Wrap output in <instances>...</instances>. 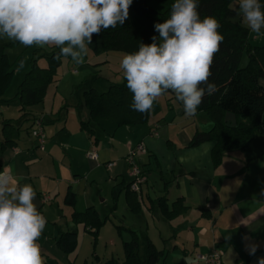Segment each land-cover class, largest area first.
I'll use <instances>...</instances> for the list:
<instances>
[{
    "label": "rangeland",
    "instance_id": "1",
    "mask_svg": "<svg viewBox=\"0 0 264 264\" xmlns=\"http://www.w3.org/2000/svg\"><path fill=\"white\" fill-rule=\"evenodd\" d=\"M237 5L238 0H233L230 3V8L236 12L234 20H239L246 27L242 21V16L238 15L239 9ZM130 20H132V14L129 10V16L125 21ZM156 37L159 38V36ZM248 41L251 45L264 46V36H258L252 33L250 29ZM150 43H152V38ZM55 48L49 45L44 47L35 45L25 47L19 42H11L0 38V55H4L13 71L11 85L1 97L4 102L0 103V125L4 121H11L15 128L18 126L16 121L22 118L19 110L20 106L16 99L19 86L31 69L33 62L40 68L47 66L44 56ZM124 54L126 53L108 52L95 55L89 50L83 64H76L71 57H62L56 68L53 80L47 87L43 102L31 107V111L42 118L43 124H45L44 117L50 119L52 116L56 118L64 116L75 121L74 117L77 115L87 116L88 111L80 91L81 83L86 81L88 85H92L97 91L102 92L108 88L110 83L122 84L126 82L120 68V61ZM247 62L248 56L244 51L239 67L244 68ZM73 71H76V75ZM261 84L264 86V81H261ZM209 122L211 121L205 112H196L191 117L186 116L182 102L178 101L175 98V94L169 91L159 97L154 103L152 109L149 110V119L145 124L135 126L131 130L121 127L113 132L112 139L110 137L112 128L107 123H103L102 128L95 127V133L90 137H88L86 131L80 130L82 136L70 135L72 139L70 143L78 146L77 149H80L83 143L88 146L85 151L81 150L78 152H72L66 147L68 137L66 131L61 134L60 130H48L49 137L47 138L45 133L46 143L43 152L38 149H35V151L30 149L29 155L21 153L25 157H18L14 160L16 156L11 152L10 148L0 151V171L7 170L13 173L21 185L24 184L23 181L26 179H31L29 184L35 185L36 188L34 189L48 196L43 201L44 204L42 206L38 201L35 203L34 200V203L47 221L38 243L41 246V251L53 263L94 264V257H97L99 260L98 264H103L109 260H115L117 264H122L124 261L122 243L128 234H131V231L128 230L133 228L132 230H135L138 236L141 237V231L138 230L139 221L135 215L128 214L123 209L126 195L123 192L124 189H122L121 179L118 177L115 180L114 171L111 169L108 170L104 166L96 168L95 164L87 158L89 149L95 146L94 148L97 151H101L102 149L111 150L113 147L114 152L124 157V161L119 160L126 165L123 176L125 182H127L131 173L127 156L131 149H134L138 144H142L146 148L147 144L145 141H155L153 149L159 151L161 156L164 157L159 160L167 163L170 158V146L166 141L163 144L157 143L158 141L161 139L170 140L171 137L177 135L179 128L195 125L207 128L205 126ZM28 123V121L22 122L23 127L16 138L18 144L22 143L19 144V148L24 151H27L31 145L35 144L31 135L29 134V136L24 131ZM148 123H151L152 126H157V138L149 135ZM71 124L68 127V132L70 133H72L69 131ZM72 126L76 127L75 124ZM71 129L73 128L71 127ZM94 139H97L96 145L91 143ZM26 145H28L27 149ZM143 156V154L137 156V164L140 157ZM29 160H33V164L31 163L30 166L24 164ZM150 161H153V159H150ZM145 162H147V159ZM68 165H71L73 169L78 167L81 178L79 184L74 187L78 194L74 209L65 206L62 202L64 196V194L62 195L63 178ZM156 172L157 170L152 167L149 173L156 174ZM143 187L145 189L147 186L142 185ZM89 206H92L90 208L95 209L99 213L101 220L105 221L96 237L84 232V225L75 222L72 217L73 212H84ZM127 228L130 229L127 230ZM68 231L76 232L77 249L74 253L65 255L56 246L55 239L60 232ZM126 240V242H129L131 238ZM138 253L139 256H144L146 254L145 248L140 245Z\"/></svg>",
    "mask_w": 264,
    "mask_h": 264
},
{
    "label": "clouds",
    "instance_id": "2",
    "mask_svg": "<svg viewBox=\"0 0 264 264\" xmlns=\"http://www.w3.org/2000/svg\"><path fill=\"white\" fill-rule=\"evenodd\" d=\"M133 0H0V38L25 47L59 48L56 58L71 57L83 64L88 45L102 30L122 25ZM238 15L252 33L264 36V10L260 0H238ZM198 0H175L170 17L155 23L159 38L141 43L138 51L120 61L131 108L152 109L159 97L171 91L182 102L186 116H194L205 96L217 91L210 82L211 67L224 36L214 16L201 19ZM31 184L0 171V264H44L38 243L46 217L34 203ZM258 245L246 244L249 255ZM264 264V257L258 259Z\"/></svg>",
    "mask_w": 264,
    "mask_h": 264
},
{
    "label": "crops",
    "instance_id": "3",
    "mask_svg": "<svg viewBox=\"0 0 264 264\" xmlns=\"http://www.w3.org/2000/svg\"><path fill=\"white\" fill-rule=\"evenodd\" d=\"M73 73L76 75V71ZM88 88L95 89L86 81L82 82L81 94L83 95ZM1 102H4L2 98H0ZM21 116L22 118L16 121L17 128L21 131L22 122L28 121L24 131L29 135L32 120L39 115L28 108L21 112ZM74 120L64 116L58 118L52 116L50 119L44 117V131L47 138L48 130H60L61 134L66 131L68 134L66 147L72 152L85 151L88 146L83 143L81 148L77 149L78 146L70 143L72 140L70 135L82 136L79 123L87 121L88 115H77ZM223 120L229 127L235 125V118L231 114H225ZM70 124L73 129L70 127L69 131L72 133L68 132ZM211 126L212 122L206 124L207 128L196 125L179 128L177 135L170 140L158 141L157 143L161 144L166 141L170 146V158L167 163L159 160L164 157L159 151L153 149L155 141H145L147 144L144 148L145 153L138 163L144 182L140 185L139 191L133 192L138 201V213L132 212L127 202V193L132 191L128 188L130 177L128 176V181L125 182L123 176L126 169L125 163L122 162L124 157L114 152L112 145V151L107 149L97 151L95 146L89 149L97 154V161H92L96 168L104 166L108 170L111 169L114 171L115 180L118 177L121 179L122 189L126 195L123 209L138 219L141 237L132 230L133 228L131 230L127 228V230L136 235L139 248L141 245L147 251V244L151 243L158 251L164 253V257L158 264H203L197 256L207 255L212 250L220 252L222 264H258V259L264 257V136H255L243 150L224 152L219 165L214 166L211 159L213 142L187 148L196 131H207ZM127 129L131 130V128ZM148 129L149 135L157 138V126L148 123ZM115 131L112 130L111 139ZM17 137L14 138L13 148H10L16 156L14 160L25 157L21 153L29 155L30 149L33 151L36 149L35 144L31 145L27 151L19 148V144L22 143L18 144ZM91 143L97 144L94 140ZM27 148L28 145H26ZM146 159L147 162H145ZM32 162L34 161L29 160L24 164L30 166ZM150 167L157 170L156 174L149 173ZM78 169V167L73 169L71 165L67 166L62 187V195L65 196L69 188L76 195V202L78 194L74 187L81 180ZM30 181L31 179L28 178L23 183L29 184ZM142 185L147 187L144 189ZM32 186L36 188L35 185ZM35 191V203L38 201L42 206L48 196L36 189ZM160 198L166 199L169 209L174 202L180 200L185 209L184 212L171 221L165 220L155 202ZM90 207L92 206L87 208ZM128 238H131V234H128L126 239ZM126 239L124 242L127 241ZM249 243L258 245L255 255H249L246 250V244ZM41 254L43 260H50L44 252L41 251Z\"/></svg>",
    "mask_w": 264,
    "mask_h": 264
},
{
    "label": "trees",
    "instance_id": "4",
    "mask_svg": "<svg viewBox=\"0 0 264 264\" xmlns=\"http://www.w3.org/2000/svg\"><path fill=\"white\" fill-rule=\"evenodd\" d=\"M233 0H198L201 19L214 16L220 22L218 31L224 36L220 50L215 54L211 67L210 82L217 86L212 96H205L197 112H205L212 122L207 131H196L190 139L187 148H195L205 142H213L211 159L214 166L219 165L223 153L230 150H243L247 143L255 136H264V46L251 45L248 41L249 29L239 20H234L236 12L230 8ZM175 0H133L129 10L132 20L125 21L115 28L102 30L99 36H94L88 45L90 52L95 55L108 52L132 53L138 51L141 43L149 44L152 36H159L154 24L161 23L170 17ZM264 10V0H260ZM247 53L248 62L240 68L243 52ZM59 48H55L44 56L47 66L40 68L35 62L25 75L19 86L16 99L20 112L43 102L48 85L52 82L59 59L56 58ZM13 71L4 55H0V98L11 85ZM83 102L88 111V120L80 122V130L89 136L95 133V127L107 123L115 131L121 127L133 128L147 123L149 111L141 113L131 108L132 93L126 82L109 84L104 92H97L88 88L83 92ZM231 114L235 118V125L229 127L224 122V115ZM34 117L33 119H35ZM33 121V120H32ZM19 128H15L11 121H4L0 125V151L13 148L14 138ZM97 142V139H94ZM36 146V145H35ZM37 149V148H36ZM130 210L138 213L139 206L135 194L127 193ZM161 216L171 221L184 212L180 200L174 202L171 209L166 205V199L155 201ZM65 206L74 208L76 195L68 188L63 199ZM73 220L84 225V232L97 236L105 221L99 213L88 208L82 213L74 212ZM56 246L65 255L72 254L77 249L76 232H60ZM124 261L122 264H158L164 257L151 243L147 244L144 256H139L138 240L131 232V240L122 243ZM94 264L99 260L94 257ZM44 264H54L44 259ZM103 264H117L109 260Z\"/></svg>",
    "mask_w": 264,
    "mask_h": 264
},
{
    "label": "built area",
    "instance_id": "5",
    "mask_svg": "<svg viewBox=\"0 0 264 264\" xmlns=\"http://www.w3.org/2000/svg\"><path fill=\"white\" fill-rule=\"evenodd\" d=\"M30 135L35 141L36 148L40 151H44L45 147V131L43 126V120L41 117H36L33 119L30 129ZM145 149L142 146V144H138L134 149H131L127 160L131 167V173L129 174L130 177V183H129V189L132 192L139 191L140 185L144 182L143 173L141 172L137 162L136 158L137 156L144 154ZM87 158L91 161L96 162L98 157L95 151L90 150L87 153ZM198 260L201 261L203 264H222L221 262V254L217 250H212L207 255H199L197 256Z\"/></svg>",
    "mask_w": 264,
    "mask_h": 264
},
{
    "label": "flooded vegetation",
    "instance_id": "6",
    "mask_svg": "<svg viewBox=\"0 0 264 264\" xmlns=\"http://www.w3.org/2000/svg\"><path fill=\"white\" fill-rule=\"evenodd\" d=\"M129 188V187H128ZM133 193V192H132ZM135 194V193H134Z\"/></svg>",
    "mask_w": 264,
    "mask_h": 264
}]
</instances>
